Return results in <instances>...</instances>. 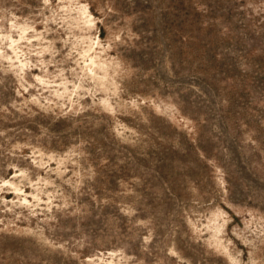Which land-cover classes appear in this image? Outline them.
Instances as JSON below:
<instances>
[{"label": "rangeland", "instance_id": "1", "mask_svg": "<svg viewBox=\"0 0 264 264\" xmlns=\"http://www.w3.org/2000/svg\"><path fill=\"white\" fill-rule=\"evenodd\" d=\"M0 264H264V0H0Z\"/></svg>", "mask_w": 264, "mask_h": 264}]
</instances>
